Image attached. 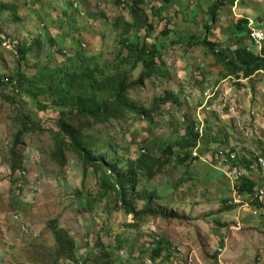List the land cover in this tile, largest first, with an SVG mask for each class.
Returning <instances> with one entry per match:
<instances>
[{
	"label": "rangeland",
	"instance_id": "rangeland-1",
	"mask_svg": "<svg viewBox=\"0 0 264 264\" xmlns=\"http://www.w3.org/2000/svg\"><path fill=\"white\" fill-rule=\"evenodd\" d=\"M0 1L14 5L19 18L14 19L9 8L0 14V75L7 77H12L16 69L15 45L29 42L38 36L42 40L45 37L57 40L67 56H73L77 49H81L84 55L93 58L91 65L110 64L111 67L107 66L106 71L111 70L122 49L119 36L123 22L131 23L135 19L130 5L112 8L113 15L105 17L103 14L109 9V4L103 3L104 0H82L78 7H74L71 0H39L41 4L36 3V0ZM160 1L143 0V17L140 16V19L147 17L152 29L142 25L134 29L130 37L132 40L143 41L147 34L157 35L165 28L171 36L174 35L177 44L161 49L166 62L165 70L170 73L169 79L164 77L165 72L157 71L151 79L145 80L142 87L131 92V98L143 108L154 109V116L152 122L137 116L129 120L122 130L120 123L114 124L111 130L107 129L108 133L114 130L113 134H118L115 138L121 150L119 155L132 159L149 151L152 157L163 160L162 143H167L174 145L171 158L172 163L175 162L178 153L175 144L183 142L187 132L188 120L185 115L193 122L207 120L206 131H210L213 136L219 133L222 141H225L221 144L212 141L210 137L212 143L201 144V150L215 145L226 148L234 146L242 156L264 155V72H256L248 78L240 76L239 80H235L234 75V80L228 79L222 83L217 98L210 99L203 107L206 103V97H202L206 88H203L207 83V87L218 84L223 77V68L205 47L196 45L190 48L185 44L190 38L195 40L206 35L209 40L219 42L218 46L233 50L231 24L242 16H247L253 22L254 18L263 21L264 0H235L231 6H221L214 20L206 12L207 3L212 0H170L169 9L172 8V11L168 9V12L171 15L165 20H159L153 10L160 8ZM199 9L201 13L198 12L197 16L195 12ZM173 10H177L176 13ZM168 12L161 11V16ZM204 23L211 25L207 31L204 30ZM262 28L264 32V24ZM53 53L55 59L50 62L52 66L56 60L60 63L64 59L55 50ZM123 53L127 52L124 50ZM29 58L30 70L27 73L30 76L37 61L33 54ZM81 62L79 58H75L74 63L65 61V67L72 71ZM157 63L160 64L158 59ZM204 67L209 68L212 74L206 77L207 83L200 88V70ZM142 69L144 67L139 65L138 71ZM138 71L132 75H137ZM167 89L178 92L175 93L180 97L181 106L168 102L156 107L155 99L161 97ZM23 113L30 116V121L41 123L44 129L28 132L17 146L14 157L11 154L14 146L12 141L15 131L21 128L18 116ZM56 116V107L50 105L40 110L22 93L16 94L11 102L0 97L1 260L4 264H73L74 261L70 262L55 254L56 243L51 221L56 218L58 228L66 230L74 239L76 259H101L100 245H103L107 251L114 252L112 264H160L157 259L153 261L150 258V250L156 244L155 233L143 225L144 231L140 225L138 229L129 227L133 219L128 221L129 216H125L122 211L111 210L109 206L114 194L112 191L106 195L101 194L99 186H103V183L99 173L86 167L75 154L66 149L63 150V165L60 160L53 158L54 141L46 126L54 127ZM90 132L98 144L104 143L105 134H100L96 128ZM114 152L111 150L107 160L113 158ZM19 157L22 159L21 167L11 172L13 158L18 163ZM172 163L167 164L170 166L161 169L155 177L161 200L154 202L156 206L153 207L172 211L177 217L190 216L188 220L174 218L177 224H173L171 229H180L174 233L176 235L187 230L196 240L205 237L203 242H198L205 248L208 245L207 238L213 239L216 236L210 231L215 226L214 219L210 220V214L223 206L221 199L229 198L228 184L224 179H215L213 171L210 173L207 168L205 173L204 161L201 160L196 162L197 170L187 166L185 171L194 174L204 172L201 176L204 183L186 180L176 190H172L173 183L184 172L181 164L174 163L172 166ZM157 164L159 168L163 166L162 161ZM254 173L258 175L255 178L257 182L264 184V170ZM205 187L207 192L204 191ZM219 193L220 197L216 198ZM185 200L189 203L179 202ZM243 213L248 212H240L234 217L240 218ZM252 215L259 216L256 213ZM219 218L220 215L215 216V219ZM238 224L243 225L240 220ZM229 237L225 238L227 244ZM196 240L194 242L197 244ZM118 242L119 248L115 246ZM225 252L226 249L222 254L224 263Z\"/></svg>",
	"mask_w": 264,
	"mask_h": 264
},
{
	"label": "trees",
	"instance_id": "trees-1",
	"mask_svg": "<svg viewBox=\"0 0 264 264\" xmlns=\"http://www.w3.org/2000/svg\"><path fill=\"white\" fill-rule=\"evenodd\" d=\"M157 1L159 2L160 0ZM234 1L212 0L207 3L206 12L211 20H214L221 6H231ZM35 2L42 3L39 0ZM160 2V8L153 10V12L157 13L156 16L159 20H165L167 16L171 15L168 12L170 0H161ZM142 3L143 0H128L127 2L135 19L131 23L123 22L119 36V43L122 49L117 54L116 63L111 70L106 71L107 66L111 67L110 64L91 65L93 58L84 55L81 49H77L73 56H67L63 53V49L61 50L62 44L57 40L52 37H45V40H42L38 36L32 38L29 42L24 41L15 45L17 56L16 69L13 76L0 75L1 98L11 102L16 94L22 93L24 96L29 97L33 101L34 106L40 110H44L50 105L57 108V116L53 120V125L55 126H46L54 141L53 158L60 160L61 165H63L65 161L63 150L66 149L75 154L86 167L92 168L95 173H99L103 183L101 184L103 186H99L101 194L106 195L111 191L114 194L112 204L109 207H111L112 211H122L125 216L132 215L133 222L129 223L128 226L135 227V229L139 228L140 223L146 217L184 218V216L177 217L176 213L172 211H164L163 208L153 207L156 206V201L161 198H159L157 188L155 187V190L154 185L149 182L152 177L155 178L157 176L161 169H166L167 166H170L167 164L172 163L171 157L174 154V145L162 143L163 160L158 157H152L149 151L139 157L132 159L127 157L125 159L119 155L121 150L117 146L118 143L115 138L118 134H113L114 130L111 131L112 133H108L107 130H111L114 124L119 125V123L122 130L129 120L137 116L139 118L143 116L144 119L152 122L154 109L143 108L131 98V92L142 87L145 80L151 79L157 71L159 73L165 72L164 77L169 79L170 73L165 70L166 62L163 60L161 49L172 44L174 47L177 44V41L173 39L175 38L174 35L171 36L170 31L165 28L160 34H153L152 36L147 34L143 41L132 40L130 37L133 30L141 28L142 25L152 29L147 17L144 16V20L140 19V16L143 17ZM6 8L10 9L14 19H19L16 16V7L14 5H7V3L0 1V14ZM178 9H181V7ZM169 10L172 11V8ZM177 10L173 11L176 13ZM161 11L163 13L168 12V14L161 16ZM198 12L201 13V10L199 9L195 14L197 15ZM189 13L191 14V12ZM248 19L247 16H242L231 24L230 28L233 30V37L230 40L234 42L233 50L218 46L219 42L209 40L206 35L195 40L190 38L185 44L190 48L196 45L205 47L216 59L217 64L222 66L223 77L235 75L236 77L248 78L257 71H264V58L258 53L257 44L250 36ZM204 24V30L210 29V23ZM262 24H264V20L254 18V25L261 30L263 29ZM147 39L150 41L148 42ZM56 45H58L56 48L58 50L55 49ZM54 50L64 59L60 63L56 60L52 66L50 62L55 59L53 56ZM124 50L127 52L126 54L123 53ZM262 53L264 55V40ZM32 54L37 64L34 67L33 65L31 66L33 71L29 76L27 73L30 70L29 56ZM75 58H79L82 62L76 66V69L70 71L65 67V61L74 63ZM157 59L160 64L157 63ZM39 65H41V68H39ZM139 65H142L144 70L138 71ZM135 71H138L137 75L133 76ZM200 71L201 80L198 83H201V88L203 87L202 85L205 86V83H207L205 79L212 72L205 67L201 68ZM175 92L170 89L164 90L163 95L155 99L156 107L168 102L181 106L180 97L176 94L178 92ZM131 113H135V115H131ZM185 118L188 120L187 132L183 142L175 144L178 146V153L176 152V161L171 164L172 166L174 163L177 165L181 164L184 167V172L180 179L173 183V190H176L186 180H197L204 183V178L202 179L201 176L206 173V168L203 169L205 173L200 171V174L198 172L194 174L192 171L191 173L185 171L187 166H190L191 170L192 168L197 170L195 165L199 161L198 156H192V151L196 147L199 138V132L196 131L199 122L191 121L187 115H185ZM18 119L21 128L15 131L12 141L14 146L11 148V154H14V157L16 156L17 146L20 145L28 132L43 131L44 129L41 123L37 124L30 121V116L27 113L18 116ZM205 121L208 123L207 120ZM94 128L100 134H105L103 144H98L91 134L90 131ZM213 140L223 143L216 136L212 138ZM205 141V145H209L211 138L206 136ZM111 150H115L113 158L107 160ZM208 151L209 149H204L200 150V153L203 155ZM158 161L163 163L161 168L157 164ZM21 162L22 159L20 157L18 163L13 158L10 164V171L14 172V169L21 167ZM149 183L151 186H149ZM253 186L254 183L244 176L242 190L252 189ZM204 189L205 192L208 191L206 187ZM223 209L229 210L231 208L223 206ZM51 223L53 225L52 234L56 243L55 254L59 257H64L68 261H77L73 251L74 239L66 230L58 228L56 218H53ZM115 246L119 248V242ZM100 247L102 248L100 258L112 264L114 252L107 251L103 245H100ZM172 247L175 248L176 246L161 238L152 246L150 258L156 261L163 252H167L169 256ZM215 253H218V251L215 250ZM158 261L162 264V259ZM0 264H4V262L1 260Z\"/></svg>",
	"mask_w": 264,
	"mask_h": 264
},
{
	"label": "crops",
	"instance_id": "crops-1",
	"mask_svg": "<svg viewBox=\"0 0 264 264\" xmlns=\"http://www.w3.org/2000/svg\"><path fill=\"white\" fill-rule=\"evenodd\" d=\"M103 3L109 4L107 6L109 7V9L106 10L103 14L105 17L113 15L111 14L113 11L112 8L116 9L120 7V5L113 3L110 0H104ZM150 181L154 185L155 189V178L152 177ZM262 182L264 183V181ZM159 194L160 192L158 191V195ZM220 195L221 193H219L216 198L220 197ZM159 198H161V195H159ZM179 202L181 204L189 203L188 200ZM221 202L222 204L226 203V200L221 199ZM235 214L237 215V213L232 209L224 210L223 206H221V208H218L216 212L210 214V217H212L210 218V220L214 219L213 222L215 224V226L211 228L210 231L213 232V235L216 236L213 239L207 238L206 242L208 243V245L205 246V248L198 244V242H203L202 239H206L205 237H200V240H196L195 238L191 237L190 233L187 230H185L180 235L174 234L175 232L178 233V230H180L177 229V231H175V229H171L173 227V224L176 223V219H164L161 216L153 218L146 217L145 220L142 221L140 226L142 230V225L144 228H148L150 231L155 233V236L160 233V237L167 240V242L171 243L172 245H180L184 248V250H186V253H188V251L191 249L194 250L197 253L198 259L193 264H218L216 257L217 253H215V250L217 247L223 246L225 244L226 252L224 254V260L226 264H264V216H254L248 212L241 214L240 218H237L236 216L234 217ZM218 215H220L221 218L215 219V216ZM231 215H233L234 218L231 217ZM128 216V221L133 219L130 215ZM185 217L186 218L183 219H190V216ZM236 219L240 220L243 223V228L240 230H233L230 233L228 230V226L234 223ZM229 235V242L227 244L225 243V238ZM194 240H196L197 244L194 242ZM163 253L165 254L163 255ZM163 253L160 254L157 260L162 259V262L164 264H185V255L175 257L176 255L174 256L175 252L173 251L170 252L173 255L169 253V256L167 252ZM163 257L165 258L164 260Z\"/></svg>",
	"mask_w": 264,
	"mask_h": 264
},
{
	"label": "clouds",
	"instance_id": "clouds-1",
	"mask_svg": "<svg viewBox=\"0 0 264 264\" xmlns=\"http://www.w3.org/2000/svg\"><path fill=\"white\" fill-rule=\"evenodd\" d=\"M113 3H116L120 6H127L128 0H125V2H122V0H110ZM73 6L78 7V5L81 3V0H72ZM126 4V5H125ZM248 28L250 29V36L252 29H257L262 32V39L261 42L257 43L258 53L260 56L264 58V55L262 53L263 50V40H264V32L256 27L254 25V22L251 19H248ZM252 38V36H251ZM253 39V38H252ZM254 40V39H253ZM255 41V40H254ZM257 72H264L262 70ZM234 75H227L222 77L221 81H219L218 84L213 85L211 87H206L204 90L202 97H206V103L202 106H206L208 101L213 98H217V95L221 91L222 83L228 79L234 80ZM239 77H235V80H239ZM214 100V99H213ZM216 104V102H215ZM201 107V106H200ZM199 107V108H200ZM233 111V110H232ZM221 114L222 112L219 111ZM205 122L201 121L199 122L196 131L199 132V138L196 144V147L192 151V156H198L199 161L203 160L204 165L210 170V172L213 171L214 178L218 180H226L230 192L229 198H226V203L223 205L224 207L227 206L231 208L233 211H235L237 214L240 212H249L250 214L256 213L259 216H264V204L260 203L255 195L256 192L263 188L264 184H259L257 180L255 179L258 175H256L254 172H257L260 169L264 170V155H256V156H242L238 149L233 147L226 148V146L221 145H215L213 148H208L209 151L205 152L203 155L200 153V146L201 144H206L205 137L208 136L209 138L218 137L220 141H222L220 134H215L214 136L211 135L210 131H206L205 128ZM216 142V141H215ZM224 144L225 141H222ZM212 143V142H211ZM219 143V142H218ZM144 151V150H142ZM205 167V168H206ZM24 172V171H22ZM233 172V177L236 178L234 180H231L227 173ZM244 176L247 177L250 181L254 183V186L252 189H246L242 190V182L244 181ZM234 190H235V196L240 199V202L234 203ZM225 200V199H224ZM230 210V209H229ZM132 216V215H131ZM238 219L234 221L230 226H228V230L231 233L233 230H240L243 228L242 226H239ZM156 238L161 239L160 236H155L154 241L155 243L158 242ZM180 246V245H177ZM181 247V246H180ZM219 249H222L223 251L226 249V244L223 245V247H217L216 250L218 251L216 257H217V263L218 264H226L223 262L222 253L219 251ZM186 251V250H185ZM172 252V250H171ZM175 254V253H174ZM197 256V253H196ZM198 259V256H197ZM81 259H77L79 261ZM90 260V259H87ZM95 260H102V259H95ZM83 261H86V259H83ZM186 261V262H185ZM184 263L187 264V259H185ZM197 261V260H196ZM194 261L193 263H195ZM71 262V261H70ZM76 262V261H74ZM106 262V261H105ZM107 263V262H106Z\"/></svg>",
	"mask_w": 264,
	"mask_h": 264
},
{
	"label": "built area",
	"instance_id": "built-area-1",
	"mask_svg": "<svg viewBox=\"0 0 264 264\" xmlns=\"http://www.w3.org/2000/svg\"><path fill=\"white\" fill-rule=\"evenodd\" d=\"M122 2H125V0H122ZM251 36L255 40V42H257V43L261 42V39L263 38L262 32L260 30H257V29H252ZM227 175L231 180H233V178H234L233 172H228ZM235 179L236 178H234V180ZM255 197L260 203L264 204V189L263 188L259 189L256 192ZM233 202L234 203L240 202V199L235 196V190H234ZM156 239L158 240L159 238H156ZM172 251L175 252L176 256L185 255V259H187V264H193V262L197 260L196 252L192 249L189 250L188 253H186V251L184 250L183 247L176 246L175 248L172 247ZM219 251L222 253L223 250L219 249ZM73 264H108V263H106L103 260L90 259V260H86V261L79 260V261L74 262Z\"/></svg>",
	"mask_w": 264,
	"mask_h": 264
}]
</instances>
